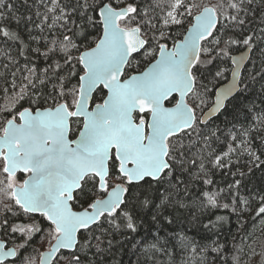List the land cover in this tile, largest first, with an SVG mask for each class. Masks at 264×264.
<instances>
[{"label":"snow or ice","instance_id":"1","mask_svg":"<svg viewBox=\"0 0 264 264\" xmlns=\"http://www.w3.org/2000/svg\"><path fill=\"white\" fill-rule=\"evenodd\" d=\"M21 7L0 0V264H36L37 233L39 264H241L243 237L198 243L184 226L264 221V184L246 183L264 174L249 97L259 85L264 104V0ZM212 209L225 214L196 215Z\"/></svg>","mask_w":264,"mask_h":264},{"label":"trees","instance_id":"2","mask_svg":"<svg viewBox=\"0 0 264 264\" xmlns=\"http://www.w3.org/2000/svg\"><path fill=\"white\" fill-rule=\"evenodd\" d=\"M14 7L19 10V13H26V9L21 7L22 0H13ZM203 3H215L216 0H202ZM13 28H15V24L12 25ZM95 34H93L94 36ZM24 36L27 37V33H24ZM182 38V37H181ZM11 42H9L10 44ZM6 47L2 42H0V49H3ZM13 54H15V48H13ZM23 62V61H22ZM146 66V65H145ZM243 71V70H242ZM129 74L136 73L135 67L133 69L128 70ZM227 77H229V73H225ZM226 81V80H225ZM223 81L222 83H224ZM211 87V85H209ZM259 91V85H256L253 89V92L249 93L250 99H254L255 103L258 106L264 107V104H261V98L258 95ZM101 102V99L99 97L96 98L95 103ZM241 103V101H233L231 105H229V111L233 110V107L237 104ZM243 103H248V101H243ZM206 110V109H205ZM219 119H215L214 123L213 121H210V123L213 124V126H219L221 128L225 127V124L223 123L225 121V116L218 114ZM3 117L0 116V120H2ZM230 119V117H228ZM240 121L243 123H247L245 116L243 113H241ZM80 127L79 124H73V133L71 134V138H74L75 135H77L78 131L77 129ZM228 127H231V125H228ZM223 139V138H222ZM217 149L219 150L222 145H216ZM242 163L244 162V158H242ZM247 170V169H243ZM233 178L230 175L221 173H217L215 176V180L217 183L221 186L226 185L227 183L231 182ZM249 187H259L262 184H264V174L257 171L254 176L249 177L248 181ZM194 192L199 191V187L193 189ZM225 211L223 209H212L208 210L204 216H200V212L196 211V215L200 217L205 223L207 222L208 216H211L213 219L215 218V215H224ZM244 228H240V222L237 220L236 216L232 215L229 218V223L225 225L223 229L220 230L219 237L212 235L211 233H207L203 230L202 225L198 228L194 226V224H185V230L187 232V235L190 238L195 239L198 243H206L207 241L202 240L201 238L203 236H211L212 239L219 238L221 241H228L229 244L232 242V236H237L238 238L243 237L244 238V244H245V254H241V264H264V221L260 220H251L247 216L243 219ZM49 243L48 238L46 237V234L37 233L36 236L33 238L30 245L27 247V250L24 252L25 256H31L36 260H38V255L41 250H43V244ZM11 246V245H9ZM185 259L189 260V264H194V262L191 260L190 257L185 256ZM53 264H55V261H53ZM178 264H179V257H178Z\"/></svg>","mask_w":264,"mask_h":264},{"label":"rangeland","instance_id":"3","mask_svg":"<svg viewBox=\"0 0 264 264\" xmlns=\"http://www.w3.org/2000/svg\"><path fill=\"white\" fill-rule=\"evenodd\" d=\"M50 244L49 243H45L43 244V250H41L39 253L47 250L49 248ZM37 263L39 264V255H38V260H37Z\"/></svg>","mask_w":264,"mask_h":264},{"label":"water","instance_id":"4","mask_svg":"<svg viewBox=\"0 0 264 264\" xmlns=\"http://www.w3.org/2000/svg\"><path fill=\"white\" fill-rule=\"evenodd\" d=\"M132 74H136V73H132ZM231 77H230V74H229V77H228V79H230ZM224 83H227V80L224 82ZM102 102V101H101ZM97 103H100V102H97ZM207 110V109H206ZM218 115V114H217ZM78 134V133H77ZM75 138V137H74ZM50 247V246H49ZM46 251V250H45ZM44 252V251H43Z\"/></svg>","mask_w":264,"mask_h":264}]
</instances>
